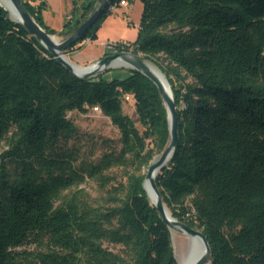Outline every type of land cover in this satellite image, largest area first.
<instances>
[{"label": "trees", "instance_id": "16d2710c", "mask_svg": "<svg viewBox=\"0 0 264 264\" xmlns=\"http://www.w3.org/2000/svg\"><path fill=\"white\" fill-rule=\"evenodd\" d=\"M20 1L64 39L98 3L72 0L54 32L43 0ZM120 1L109 0L65 53L96 40ZM140 1L137 36L124 50L162 72L178 115V147L155 178L162 201L207 237L210 264H264V0ZM125 95L139 127L123 113ZM95 107L118 129L120 149L76 164L61 149L75 133L67 113ZM0 142V264H178L143 188L169 129L161 95L142 74L78 79L0 6ZM86 180L98 185L100 202L70 192Z\"/></svg>", "mask_w": 264, "mask_h": 264}, {"label": "rangeland", "instance_id": "374dc122", "mask_svg": "<svg viewBox=\"0 0 264 264\" xmlns=\"http://www.w3.org/2000/svg\"><path fill=\"white\" fill-rule=\"evenodd\" d=\"M43 2L46 5L42 10L45 26L54 32L60 31L64 22L71 14L73 8L72 0H43ZM81 2L82 1L77 2V7H80ZM141 11V1L133 0L130 3L128 2L126 6L110 14L97 31V39L88 44L83 43L81 48L77 49L76 55L80 57L92 56L99 53L107 54L108 51L105 49L104 44L108 42H133L137 36V27L139 25ZM54 36L59 41L64 40L62 37ZM67 57L74 63L75 57L72 55H67ZM146 61L151 62L148 60ZM151 63L154 64L153 62ZM128 74L129 69L113 68L99 72L97 75L104 79L122 80L127 77ZM122 110L136 126H140L138 117L135 113L134 100L131 95H125L122 103ZM67 118L74 123L75 133L61 144V149L71 151L73 157L76 159V164L82 163L83 161H96L106 151H119V131L99 110L91 109L85 114L72 111L67 113ZM5 148L6 143L0 142V153ZM112 175L117 178V181L124 180V170L122 169L113 170ZM79 189H84L93 201H101L102 194L95 182L86 180L85 183L78 188H72L70 192H75ZM64 194H68V192ZM177 240L180 242L182 241L180 234H178ZM181 245L179 246L178 244L177 247H175L173 241L174 253H179V250H182ZM32 249V246L27 247L29 251Z\"/></svg>", "mask_w": 264, "mask_h": 264}, {"label": "water", "instance_id": "95a60500", "mask_svg": "<svg viewBox=\"0 0 264 264\" xmlns=\"http://www.w3.org/2000/svg\"><path fill=\"white\" fill-rule=\"evenodd\" d=\"M8 1L11 7L17 12L19 16L18 23L21 24L30 35L35 37V39L42 45V47H44L56 59L57 62L62 64L65 69L71 74H73L76 78L81 80H87L96 77L97 74L102 71H107L113 68H126L129 69V71L139 72L157 87L167 112L169 142L166 148L151 160L150 165L146 169V178L143 182V188L149 199V195L146 189V182L148 181V187L154 192L156 196V201L152 206L156 209L163 223L167 226L170 232L172 246L173 237L171 229L173 228L176 229L181 235V242L184 249L188 244L189 237L197 236L200 238L201 243L205 248V253L196 257L191 264L210 263L211 250L207 241V237L203 234L202 231L189 227L187 224L179 221L172 215H170V217H167L164 209L165 204L163 203L159 190L157 189V186L155 184V178L157 174L172 158L174 152L178 147L179 142L177 109L174 103L172 90L168 80H163L161 73L156 72L155 70L147 66V61L144 60L141 55L133 54L132 52H118L116 54L107 53L102 58L88 66H79L71 62L67 57V54L65 53L66 49L70 45L84 38L87 31L99 19L101 13L108 5L109 0H98L96 9L89 15V17L83 23H81L79 27L68 38L62 41H59L54 35L47 33L26 11L20 0ZM0 6L8 12V15L10 17L9 11L1 3ZM114 62H120V64L114 66L112 65ZM74 67L83 69V72H81L80 74L75 72ZM90 67H92L91 70L85 71ZM156 158L158 159L156 160ZM176 261L179 264L177 259Z\"/></svg>", "mask_w": 264, "mask_h": 264}, {"label": "bare ground", "instance_id": "6f19581e", "mask_svg": "<svg viewBox=\"0 0 264 264\" xmlns=\"http://www.w3.org/2000/svg\"><path fill=\"white\" fill-rule=\"evenodd\" d=\"M0 3L9 11L10 17L14 22H19V16L17 14V12L11 7L10 3L8 0H0ZM120 62H114L112 65L116 66L119 65ZM146 65L149 66L151 69L155 70L156 72H159L162 74V72L152 63L150 62H146ZM92 67L88 68L85 71L91 70ZM74 71L77 73H81L83 72V69L74 67ZM162 79H166L165 76L162 74ZM158 158H156L157 160ZM155 160V161H156ZM146 189L149 195V200L151 202L152 205H154L155 201H156V196L154 194V192L152 190H150V188L148 187V181L146 182ZM165 209V213L167 215V217H170V211L169 209L164 206ZM171 233H172V237H173V241H174V245L175 247H177V245L179 244V246L182 244L180 241L177 240L178 237V231L176 229H171ZM182 246V250H179L178 252H175L176 258L179 262V264H191L196 257H198L199 255H202L205 253V248L201 243V240L199 237L195 236V237H189L188 239V244L186 246V248L184 249L183 245ZM180 249V248H179ZM176 251V250H175ZM210 264V263H207Z\"/></svg>", "mask_w": 264, "mask_h": 264}, {"label": "built area", "instance_id": "2783aa9c", "mask_svg": "<svg viewBox=\"0 0 264 264\" xmlns=\"http://www.w3.org/2000/svg\"><path fill=\"white\" fill-rule=\"evenodd\" d=\"M128 4V2L126 0H121L119 2V4H112L109 6V11L111 13L117 11L119 8L124 7ZM129 23V22H128ZM91 40L89 38L85 39L82 44H88L90 43ZM129 44L127 43V41H117V42H108L106 44H104L105 49L108 51V54H116L118 52H131L128 50H124L125 46H128ZM121 49V50H120ZM95 110H98V108H94Z\"/></svg>", "mask_w": 264, "mask_h": 264}, {"label": "crops", "instance_id": "0c3cea01", "mask_svg": "<svg viewBox=\"0 0 264 264\" xmlns=\"http://www.w3.org/2000/svg\"><path fill=\"white\" fill-rule=\"evenodd\" d=\"M138 30V27H137ZM76 51L70 52L67 55H72L73 57H75L74 63L79 65V66H88L94 62H96L97 60H99L100 58H102L105 54L99 53V54H95L92 56H77L76 55ZM107 79V78H105ZM107 80H111V79H107Z\"/></svg>", "mask_w": 264, "mask_h": 264}]
</instances>
